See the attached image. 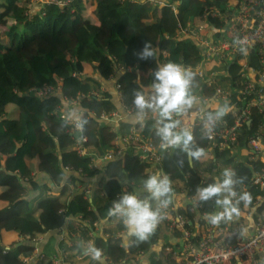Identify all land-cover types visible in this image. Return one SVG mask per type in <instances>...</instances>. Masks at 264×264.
Returning a JSON list of instances; mask_svg holds the SVG:
<instances>
[{
    "label": "trees",
    "instance_id": "16d2710c",
    "mask_svg": "<svg viewBox=\"0 0 264 264\" xmlns=\"http://www.w3.org/2000/svg\"><path fill=\"white\" fill-rule=\"evenodd\" d=\"M238 1L72 0L63 8L50 4L42 12L28 16L30 0H0V264H22L34 252L30 241L61 227L68 216L103 221L102 233L111 236L125 230L118 218L107 217V210L121 191V180L130 175L142 185L148 176L137 170L134 156L107 165L100 181L104 195L96 210H90L83 195L72 194L71 186L65 183L71 178L76 185L75 173L79 171L81 175L83 172L90 176L97 174V169L89 168L90 160L94 155H102L115 137L109 123L100 119L102 114L111 113L118 106L110 77L115 76L119 64L134 67L117 77L125 103L131 105L133 90L151 82L157 63L174 61L194 66L202 59L201 50L192 38L176 36L181 26L190 22L197 27L207 19L218 28V18L209 12L215 8L223 12ZM146 40L156 48V60L138 59L136 53ZM74 73H83V76H73ZM60 82L59 93L45 98L30 93L32 88L58 86ZM65 101H75L74 108L84 110L83 134L88 138L89 155L80 156L75 149L77 137L69 133L70 123L61 108ZM11 105L15 112L10 109ZM130 124V120L123 121L119 133H127ZM155 126L151 121L145 123V133H150ZM193 135L196 145L203 148L206 141L195 132ZM32 156L37 160L34 168ZM237 159L238 154L232 153L231 148L216 149L214 160L201 156L189 164L185 154L174 149L166 153L164 168L174 190L192 187L188 193L198 201L197 186L207 184L202 182L201 170L212 172L214 167V178L224 168L232 169L242 178L237 191L248 192L252 197L249 203H240V210L243 217L250 214L255 224L263 209V205L257 204V197L264 195V190L251 184L253 170L248 160ZM43 177L46 180L40 182L38 178ZM62 184L60 194L50 197L48 192ZM199 203L202 212L209 214L214 210L211 201ZM61 210L64 216L59 213ZM69 229L83 235L91 228L78 227L70 221ZM4 232L15 233L24 241L12 244L4 252L5 246L1 244ZM159 232L156 229L143 242L132 238L127 248L120 246V240H113L107 247L103 246L105 255L114 261L126 258L135 264L143 251L149 253L148 264H163L150 250L158 243V237L163 236ZM163 239V251L170 247L166 256H172L174 244L167 235ZM74 241L76 245L70 248L67 262L96 264L90 255L78 257L82 248L78 238Z\"/></svg>",
    "mask_w": 264,
    "mask_h": 264
},
{
    "label": "built area",
    "instance_id": "2783aa9c",
    "mask_svg": "<svg viewBox=\"0 0 264 264\" xmlns=\"http://www.w3.org/2000/svg\"><path fill=\"white\" fill-rule=\"evenodd\" d=\"M71 1L30 0L26 14L30 16L42 12L43 8L50 4L63 8ZM34 2L39 4L36 12H33ZM209 14L218 18V28L208 23L206 15L204 23L197 27L190 22L180 27L176 36L192 38L202 53V59L196 65L183 64L182 66L195 74L192 84V88L196 87L193 91L194 95L202 100H210L213 97L227 100L230 106L229 112L223 119L209 127H205L206 119L198 107H193L182 116L175 118L181 120L183 127L191 128L193 133H197L199 138L206 141L202 156L214 160L216 149L231 148L232 153L238 154L239 159L236 161L248 160L253 170L251 184L264 190V0H239L237 4H232L223 12L215 8ZM216 32H218L217 36ZM133 68L119 64L114 73L115 76L110 77L114 80V90L120 108L101 115L100 119L109 123L115 137L102 155H94L90 160L89 168L97 169L98 173L90 176L84 172L81 175V171L76 172V185L71 178L65 181L71 186L72 194L83 195V198L89 202L90 210H96L98 197L104 195V191L100 188V181L109 163L134 156L138 170H141L140 174L149 176L156 172L166 173L165 155L174 150L168 149L165 152L160 149L159 138L154 135L155 128L151 129L150 133H145V123L148 121L157 123L156 116L151 111L145 113L143 120H138L136 106L133 103L131 105L125 103L117 77ZM73 76H83V73H74ZM61 85L62 82L58 86L32 88L30 93L39 98H45L61 92ZM70 103L76 104L75 101ZM121 111L132 118L131 127L124 135L119 133L121 122H118L122 118ZM63 114L70 123L69 133L72 136H75V133L78 134L75 138L77 153L80 156L89 155L86 147L88 138L83 134V125L77 127L69 114ZM245 128L246 132H244ZM215 166L218 164L215 163ZM213 170L214 167L212 172L204 169L199 172L203 183H209L213 179ZM189 174L188 172L187 175ZM63 184L55 190H50L48 194L59 195ZM120 186L121 191L116 199L124 191H139L142 195H146L142 185L136 183L130 175L120 181ZM184 192L186 193L184 190L173 189L172 202L164 210L165 218L157 227L159 230L164 228L175 236V241L172 242L175 248L172 251L171 264H264V195L257 197V204L263 205L261 218L255 223L252 235L244 238L242 230L246 222L241 210L240 215L232 220L212 225L206 218L208 213L200 210V203L195 196H189L188 206L183 207L186 214L175 207V195ZM59 213L63 216L65 214L62 210ZM70 221L78 227L90 226L91 229L83 235H78L74 230L69 229ZM57 229L61 233L65 231L66 234L60 235L55 240V252L48 254L45 251V242H43L45 237L34 239L30 241L34 252L24 258L22 264H34L36 257L38 262L48 260L50 264H73L72 261L67 262V260L70 256V248H75V238H78L82 248L79 258L85 255V247L96 246L103 250L105 264H133L126 258L118 261L108 259L103 249V246L107 247L116 239L120 240L121 247L127 248L132 238L126 237V230L114 236L108 233L103 234L102 221L75 219L72 216L66 217L64 224ZM23 241L22 237L18 238V242ZM99 241H103V244L99 245ZM10 248L11 246L5 247L4 252ZM168 249L170 247H167ZM146 254L143 251L140 252L135 264H142Z\"/></svg>",
    "mask_w": 264,
    "mask_h": 264
},
{
    "label": "clouds",
    "instance_id": "9594fccd",
    "mask_svg": "<svg viewBox=\"0 0 264 264\" xmlns=\"http://www.w3.org/2000/svg\"><path fill=\"white\" fill-rule=\"evenodd\" d=\"M136 55L140 60H156L157 50L146 40ZM194 76L193 72L174 61L157 63L151 82L146 87L134 89L132 101L137 109L138 120H143L148 111L156 116L155 135L159 138L160 149L165 152L168 149L179 150L185 154L189 164L198 160L204 149L196 145L192 129L183 127L181 120L175 117L198 107L206 119L205 127H209L223 119L230 108L227 100L215 97L202 100L194 95ZM83 111L73 108L69 113L77 127L86 123L82 117ZM241 182L242 178L232 169L224 168L210 183L197 186L199 201H211L214 205V210L206 217L210 224L218 225L232 220L240 215V203L251 201L248 192L237 191V185ZM142 187L146 195L139 191H124L107 210V217L118 218L126 230V237L136 242L147 241L152 236L165 218L164 210L172 202V182L166 173L156 172L147 176L142 180ZM84 254L90 255L97 264H105L103 250L99 247H85Z\"/></svg>",
    "mask_w": 264,
    "mask_h": 264
},
{
    "label": "crops",
    "instance_id": "0c3cea01",
    "mask_svg": "<svg viewBox=\"0 0 264 264\" xmlns=\"http://www.w3.org/2000/svg\"><path fill=\"white\" fill-rule=\"evenodd\" d=\"M33 5H34L33 12H36V10H38V8H39V6H38L39 4L36 3V2H34ZM110 82L112 83V87H113V89H114V85H115V84H114V80L112 79ZM103 88H104V87H103ZM114 92L116 93L115 90H114ZM115 98H116V100L118 101L117 94H116ZM74 106H75L74 103H70V102H68V101H65V102L63 103V106L61 107V108H62V112L68 114V113H70V112L72 111V109L74 108ZM70 108H71V109H70ZM117 108H120L119 101H118V106H117ZM117 108H116V109H117ZM121 115H122V118L120 119V121H119L118 123H120V122L122 123L123 121H127V120H130V121H131V119H132V118L126 116V115L124 114L123 111H121ZM137 170H138V169H137ZM33 175H34V173H33ZM38 175H39V174H36V176H38ZM190 188H192V187H190ZM190 188H188V190H184V191H186V193L184 192V193H180V194L175 195V196H176V200H175V202H174V205H175L176 208H179V211H180V212H182V213H184V214H186V212H184L183 207L188 206V204H189V203H188V202H189V196H191V195H189V193H188V191H189ZM100 198H101V197H98V199H97V201H96L97 207L100 206V202H101ZM96 209H97V208H96ZM244 219H245V222H246V223H245V227H244V229L242 230V235H243L244 238H247V237H250V236L252 235V233L254 232L255 224H254V222H253V218H251L250 214H249V215H246V216L244 217ZM102 222H103V221H102ZM104 223H105V222H103V224H104ZM4 233H7V232H4ZM4 233H3V234H4ZM9 234L12 235V238L10 237L9 239H6V242L1 243V244H3L5 247H10L12 244H17V245H19V244H20V242H18V238H19V236H17L15 233H10V232H9ZM64 234H66L65 231L62 232L61 236L64 235ZM48 235H49V234H47V235L44 236L45 238H44V241H43V242H45V243H44V247H46V248H44V249L46 250V252H47L48 254H52V253H54L55 250H56V243H55V241H54L53 243H52L51 241H48V240H49ZM166 235L168 236V239H169L170 242H174V241H175V236H174L173 234H170V233L167 232ZM51 240H52V238H51ZM163 244H164V239H163ZM155 247H156V245H153V246L150 247V248H151V249H150L151 252H155V253H156V257H160V258L162 259L163 264H171L172 257H171V256H168V255L166 256V253H167L168 251H167V250H164V251H163V249H162V252H159ZM157 251L159 252V254L157 253ZM148 256H149V253L146 254V255L143 257V262H142V264H148ZM163 257H165V260L163 259ZM145 259H146V263L144 262ZM36 260H37V257H36ZM36 260L34 261V264H35V262H36V264H41V262H38V261H36Z\"/></svg>",
    "mask_w": 264,
    "mask_h": 264
},
{
    "label": "rangeland",
    "instance_id": "374dc122",
    "mask_svg": "<svg viewBox=\"0 0 264 264\" xmlns=\"http://www.w3.org/2000/svg\"><path fill=\"white\" fill-rule=\"evenodd\" d=\"M10 109L13 111V112H15L16 110H15V107L14 106H10ZM71 109V108H70ZM36 162H37V160H36V157H34V156H32L31 157V166L34 168L35 167V165H36ZM39 177V176H38ZM39 178H41V177H39ZM38 178V180L40 181V182H44V180H46L44 177H43V179H39ZM29 196H32V193L29 195ZM50 197H52V196H50ZM55 230V229H54ZM52 230L50 233H48L49 235H48V237H49V241H51L52 243L58 238V237H60V235L62 234L60 231H59V229H57V230ZM167 230L166 229H164V228H160V232H159V236H160V234L161 233H163L162 235L164 236V235H166L167 234ZM163 236L161 237V238H159L158 237V239H159V241H158V243L156 244V249L159 251V252H162V249H163ZM12 238V235L11 234H9L8 232L7 233H4L3 234V236H2V240H1V243H4V242H6V239H9V238ZM51 238H52V240H51ZM46 251V250H45ZM157 251V253L159 254V252ZM163 259L165 260V257H163ZM144 262L146 263V259L144 260Z\"/></svg>",
    "mask_w": 264,
    "mask_h": 264
},
{
    "label": "water",
    "instance_id": "95a60500",
    "mask_svg": "<svg viewBox=\"0 0 264 264\" xmlns=\"http://www.w3.org/2000/svg\"><path fill=\"white\" fill-rule=\"evenodd\" d=\"M75 136H76V137H78V134H77V133H75Z\"/></svg>",
    "mask_w": 264,
    "mask_h": 264
}]
</instances>
